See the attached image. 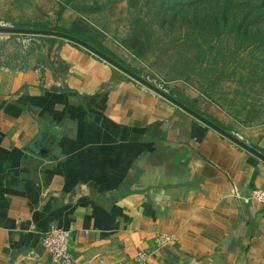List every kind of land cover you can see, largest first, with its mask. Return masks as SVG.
<instances>
[{
  "label": "crops",
  "instance_id": "0c3cea01",
  "mask_svg": "<svg viewBox=\"0 0 264 264\" xmlns=\"http://www.w3.org/2000/svg\"><path fill=\"white\" fill-rule=\"evenodd\" d=\"M45 53L0 66V264H60L52 225L73 264H264L263 160L76 42Z\"/></svg>",
  "mask_w": 264,
  "mask_h": 264
},
{
  "label": "rangeland",
  "instance_id": "374dc122",
  "mask_svg": "<svg viewBox=\"0 0 264 264\" xmlns=\"http://www.w3.org/2000/svg\"><path fill=\"white\" fill-rule=\"evenodd\" d=\"M219 3V0H0V23L14 26L46 21L54 26L69 8L92 41L102 44L108 40L126 61L119 58L139 75L195 106L226 130L238 135L249 133L254 136L252 140L262 139L264 18L252 23L247 31L238 29L234 23L220 20ZM205 13L210 19L208 29L197 23ZM216 16L217 23L213 22ZM252 17L256 18L255 11ZM2 33L6 32L0 31V66L24 69L41 61L43 53L46 54L47 40L24 33H12L7 39ZM28 38L30 41L24 43L23 39ZM123 44L134 45V51ZM137 51L140 56L135 55Z\"/></svg>",
  "mask_w": 264,
  "mask_h": 264
},
{
  "label": "trees",
  "instance_id": "16d2710c",
  "mask_svg": "<svg viewBox=\"0 0 264 264\" xmlns=\"http://www.w3.org/2000/svg\"><path fill=\"white\" fill-rule=\"evenodd\" d=\"M219 6L218 9H220L221 11V17L220 20L224 21V22H232L234 23V25L238 26V29H243L245 31H247L249 29V27L252 25V23H259L263 18H264V0H219ZM236 8L237 12H231L230 10ZM253 11L256 12V18L252 17V13ZM192 13H195V11H193ZM202 17V16H201ZM217 16L214 18L213 22L217 23ZM264 20V19H263ZM164 22H167L164 20ZM210 19L207 18V15L205 13V15L203 16V18L199 19V23L203 28L208 29L211 26L209 25ZM15 27H26V28H35V29H39V30H57L60 32H65L68 34H71L75 37H78L80 39H83L87 42H89L90 44H92L93 46H95L96 48H98L99 50H101L102 52L108 54L110 57H112L113 59L121 62L122 64H124L125 66L129 67L128 65H126L116 54H114L110 49H108L106 46H104L103 44H98L95 43L94 41H92V39H90L88 37V35L86 34V30L84 28H82L81 25H78V23L74 20L72 22V25L70 27H65V26H61V25H54L52 26L51 24H49L48 22H36V23H32V24H14ZM34 37H38L40 39H44L47 40L48 42H53L57 39H60L61 37H53L50 35H38L35 34L33 35ZM126 48H128L129 50H133L135 49V46L130 44L129 46L126 44H123ZM134 51V50H133ZM135 55L140 56L141 53L139 51L134 52ZM131 68L133 71L137 72V70L133 67H129ZM180 101H182L183 103H185L186 105H188L189 107H191L192 109L196 110L197 112L200 113V111L193 105L189 104L187 101L183 100L182 98H179ZM216 124H218L219 126L225 128L220 122L218 121H214ZM262 152H264L263 149H260Z\"/></svg>",
  "mask_w": 264,
  "mask_h": 264
},
{
  "label": "water",
  "instance_id": "95a60500",
  "mask_svg": "<svg viewBox=\"0 0 264 264\" xmlns=\"http://www.w3.org/2000/svg\"><path fill=\"white\" fill-rule=\"evenodd\" d=\"M0 31L1 32H9V33H24V34H30V35H35V34L50 35L53 37H61V38H65L67 40H71L73 42H76V43L82 45L83 47L87 48L88 50H90L91 52L96 54L97 56L101 57L105 61L111 63L115 67L126 72L128 75H130L132 78H134L135 80L142 83L147 88L151 89L152 91H154L158 95L164 97L165 99L171 101L172 103H174L178 107L184 109L185 111L190 113L192 116L198 118L199 120H201L202 122H204L208 126H210L211 128L217 130L218 132H220L221 134H223L224 136H226L227 138H229L233 142L237 143L238 145H240L241 147L250 151L251 153H253L254 155H256L257 157H259L261 160L264 161V153L261 152L260 150H258L257 148L251 146L246 141H244L238 134L230 132V131L226 130L225 128L219 126L218 124H216L215 122H213L212 120L207 118L206 116L202 115L201 113L197 112L196 110L192 109L191 107H189L188 105H186L185 103L180 101L177 97L173 96L172 94H170L166 90L162 89L161 87H159L155 83H153V82L149 81L148 79L144 78L143 76L139 75L137 72H135L131 68L125 66L121 62L113 59L108 54L102 52L101 50H99L98 48H96L95 46H93L92 44H90L89 42H87L83 39H80L78 37H75V36L68 34V33H65V32H60V31L52 30V29L51 30H39V29H35V28H22V27L18 28V27H14V26H0Z\"/></svg>",
  "mask_w": 264,
  "mask_h": 264
},
{
  "label": "built area",
  "instance_id": "2783aa9c",
  "mask_svg": "<svg viewBox=\"0 0 264 264\" xmlns=\"http://www.w3.org/2000/svg\"><path fill=\"white\" fill-rule=\"evenodd\" d=\"M0 26H12L6 23H0ZM5 38H10L13 34L6 32L2 33ZM30 38L23 39L24 43H28ZM232 194L239 196V189L234 186ZM248 199L252 202L264 205V189L256 187L248 193ZM171 240L166 234H161L158 237L159 244L168 243ZM44 248L51 254L52 258L60 264H73L74 256L72 252V233L71 230L64 229L57 225H52L42 237ZM147 257L146 252H141L138 256V261L143 262Z\"/></svg>",
  "mask_w": 264,
  "mask_h": 264
}]
</instances>
